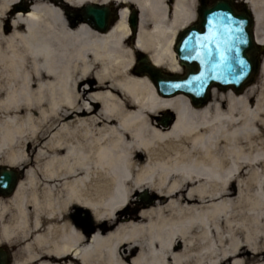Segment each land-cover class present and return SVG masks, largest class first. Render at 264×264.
Segmentation results:
<instances>
[{"label": "bare ground", "instance_id": "obj_1", "mask_svg": "<svg viewBox=\"0 0 264 264\" xmlns=\"http://www.w3.org/2000/svg\"><path fill=\"white\" fill-rule=\"evenodd\" d=\"M240 1L264 45V0ZM94 5L115 15L108 32L78 15ZM198 5L0 0V166L26 165L15 193L0 197V245L22 246L14 264H264L256 83L225 103L213 89L197 108L162 97L135 66L145 53L181 74L174 48ZM142 191L144 205L125 212Z\"/></svg>", "mask_w": 264, "mask_h": 264}, {"label": "water", "instance_id": "obj_2", "mask_svg": "<svg viewBox=\"0 0 264 264\" xmlns=\"http://www.w3.org/2000/svg\"><path fill=\"white\" fill-rule=\"evenodd\" d=\"M208 0H200L202 7L199 9V23L185 30L179 36L175 51L178 55L180 64L186 70V76L177 74H165L156 65L152 64L147 55L138 54V72L147 75L155 85L158 93L165 97H175L185 95L189 97L192 104L197 107H204L210 101V89L217 87L221 90L228 91L234 89L236 93H241L243 89L251 85L255 78L260 73L261 69V51L264 50L263 45H258L254 35L255 19L252 12L246 9L243 12H237L233 0H213L212 6H208ZM222 14L232 16L238 21L242 27L243 43L239 44L237 52L228 54V61L218 72H213L209 65L202 62L196 57L195 37L207 34V21L213 15ZM84 18L100 32H107L110 29L112 19L110 10L103 6H88L84 8ZM138 25L137 15L134 14L130 19V26L133 31H136ZM190 41L189 51H185L184 41ZM215 51V49H213ZM190 53V54H189ZM235 58H239L244 62V73L237 79L239 74L229 71V67L235 68ZM203 76L202 79H195ZM178 85V87H173ZM175 121V117H167L163 125L169 127ZM0 177H7L8 180H0V184L5 186L0 187V195L10 196L14 193L19 180V175L15 170L10 168H0ZM140 197L146 198V193ZM7 254L0 250V264H6Z\"/></svg>", "mask_w": 264, "mask_h": 264}, {"label": "snow or ice", "instance_id": "obj_3", "mask_svg": "<svg viewBox=\"0 0 264 264\" xmlns=\"http://www.w3.org/2000/svg\"><path fill=\"white\" fill-rule=\"evenodd\" d=\"M207 34L197 36L195 39L196 57L202 62L209 65L213 72H218L226 65L228 61V54L237 52L239 44L243 43L242 27L240 23L232 18V16H225L222 14L213 15L207 21ZM185 51H189L190 41L185 40ZM215 49V51H213ZM190 54V53H189ZM236 67H229V71L236 73L237 69L239 74L237 79L244 73V62L239 58H235ZM203 76L195 79H202ZM178 87V85H173ZM0 180H8L7 177H0ZM5 186L0 184V187Z\"/></svg>", "mask_w": 264, "mask_h": 264}, {"label": "rangeland", "instance_id": "obj_4", "mask_svg": "<svg viewBox=\"0 0 264 264\" xmlns=\"http://www.w3.org/2000/svg\"><path fill=\"white\" fill-rule=\"evenodd\" d=\"M112 11L117 12V7L116 6L112 7ZM114 18H115V15H114ZM135 61H136V55H135ZM255 83H256V88H255L256 91H255V94L253 96L254 105H256V101H258L260 103V106H264V71L261 73V75L258 77V79L256 80ZM219 99L222 101V103H225L227 100V93L219 91ZM259 129H260L259 127L253 129L252 133L254 134ZM254 136H257V135H254ZM256 138L257 137H254L252 139V142H254L255 144H259L260 139H258V138L256 139ZM25 170H26V165L23 167V169H21L20 173L22 176H21L20 180H22L24 173H25ZM141 193H145V191H142ZM148 196L151 198V199H148V203L150 202V205H151L153 203V200H155V199L153 198V196L151 195L150 192H148ZM156 199H157V197H156ZM137 203H139V204H137ZM142 205H144V201L142 199H139L138 197H135V198H133V201L130 203L128 210L125 212H128L129 210H132L133 208H135L137 206L140 207ZM90 219H91V214H90ZM4 248H8V250L10 251V253L12 255L17 250H20L22 248V246H21V244H14L12 246H7V245L5 246L4 245ZM11 259L13 261L14 257H12Z\"/></svg>", "mask_w": 264, "mask_h": 264}, {"label": "flooded vegetation", "instance_id": "obj_5", "mask_svg": "<svg viewBox=\"0 0 264 264\" xmlns=\"http://www.w3.org/2000/svg\"><path fill=\"white\" fill-rule=\"evenodd\" d=\"M238 8H239V9H241V8H242V6H238ZM8 264H12V261H11V256H10V258H9Z\"/></svg>", "mask_w": 264, "mask_h": 264}]
</instances>
